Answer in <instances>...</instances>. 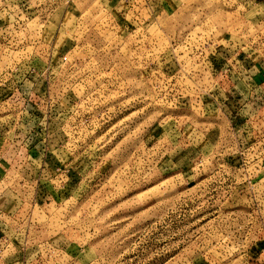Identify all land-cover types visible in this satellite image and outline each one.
Segmentation results:
<instances>
[{
  "label": "rangeland",
  "instance_id": "obj_1",
  "mask_svg": "<svg viewBox=\"0 0 264 264\" xmlns=\"http://www.w3.org/2000/svg\"><path fill=\"white\" fill-rule=\"evenodd\" d=\"M264 0H0V264H264Z\"/></svg>",
  "mask_w": 264,
  "mask_h": 264
},
{
  "label": "crops",
  "instance_id": "obj_2",
  "mask_svg": "<svg viewBox=\"0 0 264 264\" xmlns=\"http://www.w3.org/2000/svg\"><path fill=\"white\" fill-rule=\"evenodd\" d=\"M252 65H253L252 72L254 73V78H258L259 89L264 88V62L262 61V62L252 63Z\"/></svg>",
  "mask_w": 264,
  "mask_h": 264
},
{
  "label": "built area",
  "instance_id": "obj_3",
  "mask_svg": "<svg viewBox=\"0 0 264 264\" xmlns=\"http://www.w3.org/2000/svg\"><path fill=\"white\" fill-rule=\"evenodd\" d=\"M73 0H63L64 4H69L70 2H72ZM133 1V0H132Z\"/></svg>",
  "mask_w": 264,
  "mask_h": 264
}]
</instances>
